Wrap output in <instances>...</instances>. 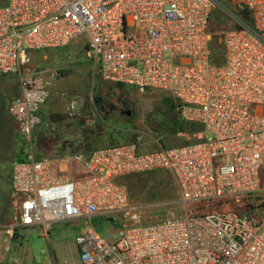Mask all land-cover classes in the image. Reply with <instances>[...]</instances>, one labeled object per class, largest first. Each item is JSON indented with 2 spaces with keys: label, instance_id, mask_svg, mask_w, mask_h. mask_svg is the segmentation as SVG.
Segmentation results:
<instances>
[{
  "label": "built area",
  "instance_id": "2783aa9c",
  "mask_svg": "<svg viewBox=\"0 0 264 264\" xmlns=\"http://www.w3.org/2000/svg\"><path fill=\"white\" fill-rule=\"evenodd\" d=\"M230 2L0 0V74L20 86L8 110L24 138L60 75L34 66V55L81 40L105 81L163 93L184 124L199 127L179 131L188 138L179 147L143 152L131 142L74 153L60 164L66 170L25 154L11 166L16 227L48 234L60 223L118 220L116 240L92 227L77 234L81 264H264V0ZM220 13L226 26L213 33ZM159 171L179 189L175 204L219 211L143 222L118 180Z\"/></svg>",
  "mask_w": 264,
  "mask_h": 264
},
{
  "label": "rangeland",
  "instance_id": "374dc122",
  "mask_svg": "<svg viewBox=\"0 0 264 264\" xmlns=\"http://www.w3.org/2000/svg\"><path fill=\"white\" fill-rule=\"evenodd\" d=\"M223 2L231 4L230 0ZM223 16V13L214 15L211 32L226 26ZM212 42L218 45L217 38ZM86 51L87 45L81 40L34 55V66L59 70L60 75L35 113L30 139L20 134L8 110L11 101L21 95L18 81L0 74V225L4 219L12 220L17 216L20 199L9 198V181L12 163L23 159L25 154L50 157L59 167L74 153L87 155L100 147L137 139H162L163 148L183 146L188 138L177 136L178 132L199 129L180 120L169 96L105 81L99 66L86 57ZM119 184L126 188L145 223L163 220L171 212L181 216L185 211H219L216 203H194L186 209L175 204L179 189L172 175L165 171L122 178ZM87 227H92L107 241L116 240L121 230L118 220L110 222L105 217H96L91 224L81 227L62 224L50 232V240L22 231L25 249L33 251V259L29 262L27 254V261L19 264H56L53 250L58 248L63 251V262L59 260V264H78L77 257L73 256V245L76 235ZM3 238L0 235V264H7L14 260L5 256Z\"/></svg>",
  "mask_w": 264,
  "mask_h": 264
},
{
  "label": "crops",
  "instance_id": "0c3cea01",
  "mask_svg": "<svg viewBox=\"0 0 264 264\" xmlns=\"http://www.w3.org/2000/svg\"><path fill=\"white\" fill-rule=\"evenodd\" d=\"M135 142H138L140 149L143 152L155 151V150H158V149L163 147V146H161L163 144L162 139H137V141H135ZM129 143H131V142H129ZM124 144H126V143H124ZM112 145H121V144H112ZM108 146H110V145H108ZM100 148H102V147H100ZM61 169L66 170L67 166L62 165ZM121 180L122 179L118 180V183ZM9 185H10L9 186V191H10V197L9 198L13 197L15 200V195L11 191V181H9ZM3 194L5 195L6 193H3ZM18 210H19V206H18ZM18 210L16 211V214L18 213ZM3 222L4 223H2L0 225V235L4 236L3 243L5 244V256H7V257L11 256L12 259L14 260V261H12V260L8 261L7 260L8 262H11V264H19L20 262L27 261V259H28L27 254L29 255V262H30L31 258L33 259V251L25 249L24 237H23V234L21 233L22 231H29L31 233H37L41 237L47 238V240H50V232L52 230H55L56 228H58V226H60L62 224H66V223H60V224L53 225L51 227V229L49 230V233L46 234L45 231H43V229L41 227H35V228H30V229H23V228L16 227L15 225L17 222V216H15V219H12V220L11 219H6V220L4 219ZM86 224H87V221L82 219V220H77L73 224H69V225L81 227L82 225H86ZM73 246H74V248L72 250L73 256L77 257L78 264H80L79 255H78V247H77L76 242H74ZM53 258H54L56 264H59L58 263L59 260L61 262H63V251L61 248L60 249L58 248L57 250H53ZM8 262H7V264H8Z\"/></svg>",
  "mask_w": 264,
  "mask_h": 264
},
{
  "label": "trees",
  "instance_id": "16d2710c",
  "mask_svg": "<svg viewBox=\"0 0 264 264\" xmlns=\"http://www.w3.org/2000/svg\"><path fill=\"white\" fill-rule=\"evenodd\" d=\"M244 17H247V12H243L242 13ZM211 48L213 50V55L215 57L216 60H221L223 57V52H222V47L218 44V45H214V43L212 42L211 44ZM174 108V105H173Z\"/></svg>",
  "mask_w": 264,
  "mask_h": 264
},
{
  "label": "water",
  "instance_id": "95a60500",
  "mask_svg": "<svg viewBox=\"0 0 264 264\" xmlns=\"http://www.w3.org/2000/svg\"><path fill=\"white\" fill-rule=\"evenodd\" d=\"M126 114H127V115H129V114H130V112H127Z\"/></svg>",
  "mask_w": 264,
  "mask_h": 264
}]
</instances>
